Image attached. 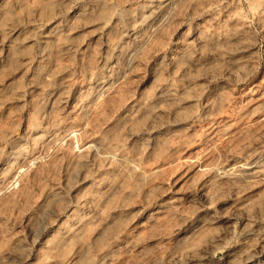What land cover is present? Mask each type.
Segmentation results:
<instances>
[{"label": "rangeland", "instance_id": "374dc122", "mask_svg": "<svg viewBox=\"0 0 264 264\" xmlns=\"http://www.w3.org/2000/svg\"><path fill=\"white\" fill-rule=\"evenodd\" d=\"M0 264H264V0H0Z\"/></svg>", "mask_w": 264, "mask_h": 264}, {"label": "bare ground", "instance_id": "6f19581e", "mask_svg": "<svg viewBox=\"0 0 264 264\" xmlns=\"http://www.w3.org/2000/svg\"><path fill=\"white\" fill-rule=\"evenodd\" d=\"M144 22H145V23H150V22H147L146 19H144V20L142 21V23H144ZM141 25H142V24H141ZM141 25H140V26H141ZM143 25H144V24H143ZM148 25H150V24H148Z\"/></svg>", "mask_w": 264, "mask_h": 264}]
</instances>
